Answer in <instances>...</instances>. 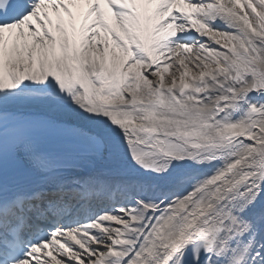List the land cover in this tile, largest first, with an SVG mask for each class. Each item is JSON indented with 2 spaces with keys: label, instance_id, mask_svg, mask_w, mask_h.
I'll return each instance as SVG.
<instances>
[{
  "label": "snow or ice",
  "instance_id": "6c2138e0",
  "mask_svg": "<svg viewBox=\"0 0 264 264\" xmlns=\"http://www.w3.org/2000/svg\"><path fill=\"white\" fill-rule=\"evenodd\" d=\"M0 264H264V0H0Z\"/></svg>",
  "mask_w": 264,
  "mask_h": 264
}]
</instances>
